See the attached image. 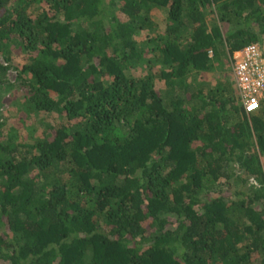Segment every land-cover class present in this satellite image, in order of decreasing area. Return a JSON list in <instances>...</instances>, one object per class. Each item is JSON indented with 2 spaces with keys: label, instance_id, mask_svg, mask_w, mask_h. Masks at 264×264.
Masks as SVG:
<instances>
[{
  "label": "trees",
  "instance_id": "1",
  "mask_svg": "<svg viewBox=\"0 0 264 264\" xmlns=\"http://www.w3.org/2000/svg\"><path fill=\"white\" fill-rule=\"evenodd\" d=\"M251 43L264 0H0V86L41 129L0 112V264H264V97L198 81Z\"/></svg>",
  "mask_w": 264,
  "mask_h": 264
},
{
  "label": "rangeland",
  "instance_id": "2",
  "mask_svg": "<svg viewBox=\"0 0 264 264\" xmlns=\"http://www.w3.org/2000/svg\"><path fill=\"white\" fill-rule=\"evenodd\" d=\"M33 11H37V7H33L32 8ZM157 13L158 16L153 17L154 19L156 18V24L158 25L155 29H148V30H143V31H139L136 35H135V39L137 41V43L139 45L143 44L146 39H148L149 36H155L158 35L162 32L163 27L161 24V18L162 16L165 14L164 11H158ZM13 58H11V61L5 60L3 57L0 56V64H2V66L6 65V66H14L17 65L19 66L21 61L18 60V58L16 59V57L12 56ZM147 69H151L152 72H157L158 71V65H154L151 67H147L145 64L138 66L134 69L133 72H129V74L134 75V76H140V72L142 70L147 71ZM16 69L10 67L5 75L3 76L4 80L9 82V83H16L17 82V73H16ZM194 77L193 74H191L188 77V81L192 80ZM199 82H201L202 84L200 86H212L214 85V83L219 82L222 84H231V87L233 88V79H232V73H231V66H230V62L228 64H226V67L223 71L220 70H216L213 69L211 71H206V72H202L199 75ZM162 83V82H161ZM159 83V84H161ZM17 85L14 86V88L10 91H6L4 93V89L0 86V93L3 94L2 98H1V106H0V112L2 113V121L6 124L9 123L8 129L12 131V133L17 134V138H19L22 141H26L27 139H29V136H35L38 134V131L41 130L39 129L40 126H38V124L33 123L31 121V119L29 117L26 116V118H20L19 114L21 113V111L17 110L16 106H13L12 104V99L14 97H19L22 94H25L27 88L24 87L23 85H19V82L16 83ZM234 91V90H233ZM21 110V109H20ZM24 114V113H23ZM25 115V114H24ZM50 121L53 123H58L61 120L57 118V116H51L50 117Z\"/></svg>",
  "mask_w": 264,
  "mask_h": 264
},
{
  "label": "built area",
  "instance_id": "3",
  "mask_svg": "<svg viewBox=\"0 0 264 264\" xmlns=\"http://www.w3.org/2000/svg\"><path fill=\"white\" fill-rule=\"evenodd\" d=\"M237 96L247 113L258 109L264 97V44L251 43L230 57Z\"/></svg>",
  "mask_w": 264,
  "mask_h": 264
}]
</instances>
